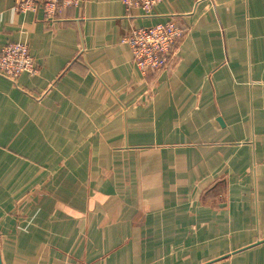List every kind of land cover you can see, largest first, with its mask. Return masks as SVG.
<instances>
[{
  "label": "crops",
  "instance_id": "0c3cea01",
  "mask_svg": "<svg viewBox=\"0 0 264 264\" xmlns=\"http://www.w3.org/2000/svg\"><path fill=\"white\" fill-rule=\"evenodd\" d=\"M0 0V264H264V0ZM176 21L166 71L123 38Z\"/></svg>",
  "mask_w": 264,
  "mask_h": 264
},
{
  "label": "built area",
  "instance_id": "2783aa9c",
  "mask_svg": "<svg viewBox=\"0 0 264 264\" xmlns=\"http://www.w3.org/2000/svg\"><path fill=\"white\" fill-rule=\"evenodd\" d=\"M162 0H123L126 9L140 8L151 15ZM80 0H15L14 10L26 13L42 10L47 20H55L57 13L66 7L78 6ZM185 30L176 21L134 28L123 38L130 45L134 63L147 74L166 71ZM37 72L29 45L24 42L9 43L0 49V75L15 81L23 73Z\"/></svg>",
  "mask_w": 264,
  "mask_h": 264
}]
</instances>
